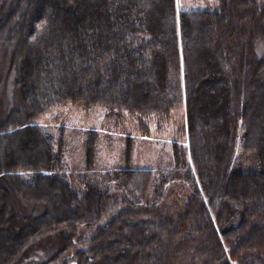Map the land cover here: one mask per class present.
<instances>
[{
    "label": "trees",
    "instance_id": "1",
    "mask_svg": "<svg viewBox=\"0 0 264 264\" xmlns=\"http://www.w3.org/2000/svg\"><path fill=\"white\" fill-rule=\"evenodd\" d=\"M216 3L0 4L23 108L0 125V264H264V0ZM68 102L143 126L182 104L186 145L174 140L162 168L101 169L89 130L83 164L65 169L34 121ZM46 236L56 247L35 257Z\"/></svg>",
    "mask_w": 264,
    "mask_h": 264
},
{
    "label": "rangeland",
    "instance_id": "2",
    "mask_svg": "<svg viewBox=\"0 0 264 264\" xmlns=\"http://www.w3.org/2000/svg\"><path fill=\"white\" fill-rule=\"evenodd\" d=\"M6 1L8 0H0V4ZM175 4L177 9L183 10H210L217 7L216 0H175ZM7 61L6 53L0 51V125L3 126L12 121V117L7 119L11 110L18 109L21 118L23 113L19 98L13 90L11 80L14 73L8 69ZM117 113H120L119 116ZM34 123L40 131L53 137V148L61 152L65 169L83 164V145L89 130L97 133L94 156L96 166L101 169L125 166L140 169L162 168L172 163L171 144L174 140L186 145L185 108L182 104L172 108L164 123L146 122V127L125 111L121 113L101 107L85 108L81 104L69 102L41 115ZM24 124L26 123L23 122L21 126ZM6 146L12 155L16 154L21 159L18 148L13 149L9 144ZM235 157L243 161L245 167L252 164L248 153L242 152L239 144L235 149ZM69 173L68 184L74 188L76 181L71 175L72 172ZM53 197L56 199L58 196ZM56 241L54 236L44 237L41 241L42 247L35 257L50 253L56 247ZM230 260L233 259L230 257Z\"/></svg>",
    "mask_w": 264,
    "mask_h": 264
}]
</instances>
